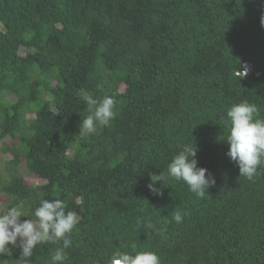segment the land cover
<instances>
[{
	"label": "trees",
	"instance_id": "trees-1",
	"mask_svg": "<svg viewBox=\"0 0 264 264\" xmlns=\"http://www.w3.org/2000/svg\"><path fill=\"white\" fill-rule=\"evenodd\" d=\"M262 16L264 0H0L6 209L23 202L35 219L42 199L63 200L78 218L63 264H111L133 244L162 264H264V167L240 176L226 140L232 104L264 119ZM104 95L115 118L81 136L86 98ZM186 143L215 185L201 199L166 179L153 194L151 174ZM62 244H38L30 264ZM9 247L0 264H22Z\"/></svg>",
	"mask_w": 264,
	"mask_h": 264
},
{
	"label": "clouds",
	"instance_id": "clouds-1",
	"mask_svg": "<svg viewBox=\"0 0 264 264\" xmlns=\"http://www.w3.org/2000/svg\"><path fill=\"white\" fill-rule=\"evenodd\" d=\"M261 25L264 26V16L261 17ZM86 104L90 114L80 124L81 136L95 133L97 126H110L116 116L114 96L104 95L99 99L89 96ZM259 115L258 106L246 100L232 104L226 112L229 122L226 140L230 145L227 156L239 166L240 176L248 180H252L264 167V119L258 118ZM196 153V144H184L168 164L166 173L151 174L149 190L155 195H162L156 182L162 181L164 185L166 179H175L183 181L198 198H204L206 189L214 186L216 181L207 168L198 166ZM185 215L176 211L172 219L182 223ZM22 216H28L23 202L8 207L0 214V254H11L9 245L18 246L22 250V264H30L33 250L38 244L62 240V247L55 250L50 264H63L64 250L72 243L68 237L78 224L76 213L66 211V204L61 199H42L34 211L35 219L21 220ZM131 247L133 252H115L111 264H162L157 252L135 251V244Z\"/></svg>",
	"mask_w": 264,
	"mask_h": 264
},
{
	"label": "rangeland",
	"instance_id": "rangeland-1",
	"mask_svg": "<svg viewBox=\"0 0 264 264\" xmlns=\"http://www.w3.org/2000/svg\"><path fill=\"white\" fill-rule=\"evenodd\" d=\"M14 99H15V96L13 95L8 96V100H14ZM6 146H9L8 143L0 146V172H3V173H5L3 169L4 163H6L8 159L12 158V155L8 153L7 151L8 149ZM22 172H23L24 177H26V182L28 184L35 186V185H40L43 183V181L40 178L32 174H29V172L25 168H22ZM0 179H3V177H1ZM1 187L2 186L0 184V214H3V212L7 210L6 209L7 197L5 193L2 191Z\"/></svg>",
	"mask_w": 264,
	"mask_h": 264
}]
</instances>
